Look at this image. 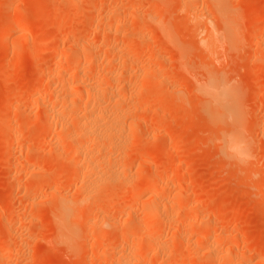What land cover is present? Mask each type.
<instances>
[{
    "label": "rangeland",
    "instance_id": "1",
    "mask_svg": "<svg viewBox=\"0 0 264 264\" xmlns=\"http://www.w3.org/2000/svg\"><path fill=\"white\" fill-rule=\"evenodd\" d=\"M213 2L0 0V264H264V0ZM114 97L124 175L92 186L68 131Z\"/></svg>",
    "mask_w": 264,
    "mask_h": 264
},
{
    "label": "bare ground",
    "instance_id": "2",
    "mask_svg": "<svg viewBox=\"0 0 264 264\" xmlns=\"http://www.w3.org/2000/svg\"><path fill=\"white\" fill-rule=\"evenodd\" d=\"M214 1V2H213ZM213 3L215 4H219V2H221V0H212ZM217 2V3H216ZM221 11V10H220ZM219 12V11H218ZM222 14V13H221ZM220 14V15H221ZM230 15V14H229ZM225 15H223L224 17ZM74 17V16H72ZM222 17V20H224V18ZM228 17V16H226ZM71 18V17H70ZM230 20V18H227ZM227 19H225L227 21ZM100 21V20H99ZM120 21V20H119ZM102 22V21H101ZM223 22V21H222ZM80 25H84V23H86L85 21H79ZM78 24V23H77ZM226 24H230V22L226 23ZM225 26V25H224ZM22 26H19V28H21ZM231 27H233V24L231 25ZM210 34V39H214L213 38V32L212 30L210 29L209 30ZM225 31V30H224ZM231 31V30H230ZM226 32V31H225ZM229 33V32H228ZM67 34V33H66ZM65 34V35H66ZM232 34V33H231ZM230 35V34H228ZM67 36V35H66ZM216 36V35H215ZM212 37V38H211ZM64 38V37H63ZM142 39V37H138V39ZM62 39V38H61ZM213 41V40H212ZM211 42V41H210ZM59 63V62H58ZM57 63V64H58ZM57 64L54 63L53 65V71L51 72L50 71V74L53 72H55V69L57 67ZM60 65V64H59ZM58 68V67H57ZM52 69V68H51ZM58 71V70H57ZM61 71V70H60ZM62 72V71H61ZM58 73V72H57ZM53 76V75H52ZM75 81V80H74ZM72 82V81H71ZM80 83H82L81 81H77L76 83H69V87L71 86V88L73 86H79ZM86 84V83H85ZM77 88V87H76ZM107 90V87H98L95 88L94 87V93L99 95L98 93L102 94L103 92H100V91H105ZM210 90V89H208ZM207 90V91H208ZM225 89L219 91V95L218 96H223L225 95L224 93H227V88H226V92H224ZM93 91V89H92ZM210 94L211 92L208 91ZM213 92V91H212ZM93 93V92H91ZM90 93V94H91ZM93 93V94H94ZM93 94L91 96H93ZM105 93H103L104 95ZM213 95V94H212ZM217 95H215L214 97H216ZM101 97V96H100ZM104 97V96H103ZM119 97V96H118ZM95 98V97H94ZM121 98V97H120ZM120 98H110V101L112 102V105L114 104L116 106L113 107L112 109H115L113 111H105V109H101L99 108V110H96V111H89V114L87 115V119L83 122V123H79L75 128H73L72 130H69L68 133L70 134V136H75V135H83L85 134L86 137L88 136V138H92L90 139V141L92 140L96 142V144H93L97 147V151H90L88 152L87 154H85V156L87 157L86 159L88 160L87 162V165H88V171H90L89 173L91 174V176H89V182L90 184L93 186V185H97L99 183V181H113L114 179H120V177L122 176L123 174V171L124 169H121V167H116V166H112L110 162H112V159L115 157L114 155V152L113 151H107V150H104L102 151V147H108L110 149H114L116 151H123V145L125 146L126 144L124 143V141L122 140L121 138V135H120V132L122 130H124L126 128V120L122 121L120 118H121V115L119 113V110H116L117 108H119L120 110H122V112L124 110H126L127 106L125 107L124 105H122V101ZM75 98H70L69 101H74ZM96 99H99L96 97ZM64 100H68L66 97L64 98ZM101 100V99H100ZM64 101V102H65ZM110 102V103H111ZM66 104V103H65ZM67 105V104H66ZM126 105V104H125ZM64 106V105H63ZM129 107V106H128ZM232 108V106H231ZM235 108H237V110H239L238 106H235ZM109 109V108H108ZM128 109V108H127ZM53 109H49L48 111L54 113L52 111ZM234 110V109H233ZM235 109V111H237ZM129 111V110H128ZM234 111V112H235ZM121 112V113H122ZM223 112H224V109H223ZM230 112V110H229ZM126 113V112H125ZM235 116V115H234ZM236 119L238 118V116H235ZM125 119V118H123ZM132 122V121H131ZM129 126H131V123H129ZM71 129V128H70ZM238 129V128H237ZM76 137V136H75ZM87 138V139H88ZM124 139V138H123ZM89 140V139H88ZM126 142V141H125ZM94 143V142H93ZM113 148H111V147ZM127 146V145H126ZM100 147V148H99ZM226 147L228 149H234L235 151L237 150L239 152V150L241 149V143L238 141V140H235V139H228V142L226 143ZM242 150V149H241ZM102 151V152H101ZM236 151V152H237ZM237 152V153H238ZM243 152V151H240V153ZM240 153H238L240 155ZM119 156V154H117ZM123 155V154H122ZM238 155V156H239ZM121 157V156H120ZM119 158V157H118ZM123 163V162H121ZM123 165V164H122ZM119 166V165H118ZM123 168V167H122ZM144 171V170H143ZM146 171V170H145ZM146 173V172H145ZM83 175H84V172H83ZM86 175V174H85ZM124 175V174H123ZM83 178V177H82ZM143 179V178H142ZM142 181V180H141ZM143 182V181H142ZM101 183V182H100ZM141 183V182H140ZM90 185V186H91ZM91 186V187H92ZM138 186V185H137ZM150 186V185H149ZM134 187V186H133ZM151 188V187H150ZM90 190V189H89ZM159 191L157 190V187L154 186L153 190H152V194H150V202L148 203L149 205L147 206V209L145 214H144V217L142 218L143 219V222H149L152 218L156 217L157 215H159L158 211L159 210ZM87 194V193H86ZM85 194V195H86ZM89 194V193H88ZM90 195H86L84 197L85 199V202L88 200L90 201ZM69 200V201H68ZM67 201L65 202H62V212L61 214L59 215L58 217V221H60L61 223H63L64 225V232H65V237H71V235H74L75 232H76V229L74 227V220L72 221V218L75 219L74 217V214H72V210H73V206L74 205L73 203L70 202V199H68ZM87 201V202H88ZM84 202V203H85ZM86 202V203H87ZM72 204V205H71ZM146 206V205H145ZM161 207V206H160ZM77 217V216H76ZM168 218V217H167ZM171 219V218H170ZM107 220V219H106ZM113 221V220H112ZM110 222V221H109ZM105 224V223H103ZM109 224H116V222H110ZM117 225V224H116ZM115 225V226H116ZM101 234V233H100ZM100 236V235H99ZM63 239V238H62ZM207 239V238H206ZM64 240V239H63ZM66 240V239H65ZM70 240V239H69ZM73 241V240H72ZM67 242V240H66ZM209 242V241H208ZM208 242L206 243L208 245ZM160 243V242H159ZM213 243V242H212ZM131 247V246H130ZM160 247V246H159ZM208 249L213 253L215 250H213V244H209L208 245ZM129 250V249H128ZM127 250V251H128ZM135 251V249H134ZM129 252H132V251H129ZM135 253V252H134ZM139 254V253H138ZM5 257V256H4ZM123 258L120 259L119 263L120 264H128L132 258V253H124V256H121ZM139 257V256H138ZM120 258V257H119ZM2 261V260H1Z\"/></svg>",
    "mask_w": 264,
    "mask_h": 264
}]
</instances>
